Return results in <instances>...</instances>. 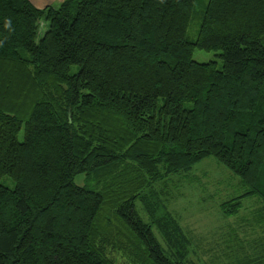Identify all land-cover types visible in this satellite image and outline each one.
<instances>
[{
    "label": "trees",
    "instance_id": "1",
    "mask_svg": "<svg viewBox=\"0 0 264 264\" xmlns=\"http://www.w3.org/2000/svg\"><path fill=\"white\" fill-rule=\"evenodd\" d=\"M207 158L264 202V0H0V264H194L155 185Z\"/></svg>",
    "mask_w": 264,
    "mask_h": 264
},
{
    "label": "rangeland",
    "instance_id": "2",
    "mask_svg": "<svg viewBox=\"0 0 264 264\" xmlns=\"http://www.w3.org/2000/svg\"><path fill=\"white\" fill-rule=\"evenodd\" d=\"M201 8V5L196 7ZM40 29L39 35H42L43 25ZM188 30V38L194 40L197 23L193 22ZM217 54L194 50L192 59L197 63L214 61L220 68ZM76 184L81 186L82 178L77 179ZM0 185L13 188L8 178H2ZM155 188L167 195L168 211L189 240V259L194 264H238L237 261L246 256L260 258L264 264V202L258 198H246L241 201V208L235 216L225 217L220 204L240 196L243 188L236 176L212 158L196 164L187 174L165 178ZM136 207L139 216L146 220L141 206ZM152 232L161 242L157 231L153 229ZM114 260L116 264H126L119 256Z\"/></svg>",
    "mask_w": 264,
    "mask_h": 264
},
{
    "label": "crops",
    "instance_id": "3",
    "mask_svg": "<svg viewBox=\"0 0 264 264\" xmlns=\"http://www.w3.org/2000/svg\"><path fill=\"white\" fill-rule=\"evenodd\" d=\"M55 1L56 0H29V2L37 9L45 8L46 6H49L53 3L59 4L64 0H57V2Z\"/></svg>",
    "mask_w": 264,
    "mask_h": 264
}]
</instances>
